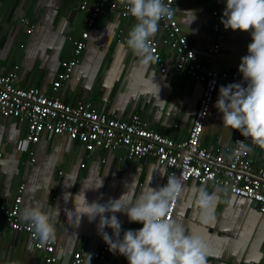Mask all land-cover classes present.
<instances>
[{
	"label": "crops",
	"instance_id": "1",
	"mask_svg": "<svg viewBox=\"0 0 264 264\" xmlns=\"http://www.w3.org/2000/svg\"><path fill=\"white\" fill-rule=\"evenodd\" d=\"M0 1V72L15 70L18 86L37 87L72 105L91 101L98 110L122 120L137 113L151 129L173 140L186 138L203 84L175 70V52L164 41L160 24L153 39L158 42L165 72L160 71L157 63L144 67L127 47V33L136 23L132 16L109 12L88 24L87 14L79 9L80 0ZM173 6L180 29L201 62L239 73L240 59L247 54L251 42L250 33L226 29L219 51L207 55L214 42V0H175ZM22 16L28 19L27 25L20 21ZM28 26L32 27L30 32L26 30ZM84 31L88 36L79 63L70 78L56 91L52 90L60 62L71 57L74 42ZM218 94L219 87L200 140L202 146L228 156L236 130L223 127L222 114L214 107ZM25 132V124L0 115V264H47L42 260V252L30 251L27 233L11 230L1 215V206L12 202L21 183L25 187L19 213L26 206L51 213L60 211L55 220L56 264H70L73 253L80 249L86 255L81 264H128L119 254L103 261L87 256L103 240L97 229L99 218L89 222L83 216L79 221L72 198L66 201L64 194L74 196L84 182L85 187L95 186L101 179L103 187L86 190L89 203L119 198L128 190L126 185L139 195L148 186H163L165 168L151 156L129 159L121 147L87 151L64 136L31 144L25 139ZM252 147V165L256 169L264 162V149ZM201 185H206L209 192L216 188L209 183L187 181L172 219L184 227L186 234L199 237L213 254L208 257V264H261L264 212L252 200L223 190L215 204L213 221L205 224L193 204L192 190ZM116 215L122 230L142 225L129 222L126 214ZM105 231L111 235L110 228Z\"/></svg>",
	"mask_w": 264,
	"mask_h": 264
},
{
	"label": "built area",
	"instance_id": "2",
	"mask_svg": "<svg viewBox=\"0 0 264 264\" xmlns=\"http://www.w3.org/2000/svg\"><path fill=\"white\" fill-rule=\"evenodd\" d=\"M165 2L174 9L175 0ZM225 5L226 0H214L211 10L214 42L206 51L207 55L217 53L220 41L224 38L226 29L221 23V16ZM79 9L87 14L88 24H93L97 17L109 12L131 17L116 0H80ZM20 21L28 24V19L23 16ZM159 24L165 34L164 41L175 52V70L182 71L203 84L198 107L186 138L173 140L151 129L146 120L137 113L132 114L129 120H122L98 110L91 101L72 105L46 94L37 87H20L16 83L17 73L13 69L5 73L0 72V115L14 117L25 124V139L31 144H37L43 139L50 140L53 136H64L71 142L76 141L87 151L100 148L112 151L121 147L129 159L151 156L163 166L166 171L163 185L167 182V176L172 174L179 178L181 190L189 180L209 183L225 192L252 200L258 205V209L264 212V162L254 169L251 151L228 158L237 148L235 142L245 139L240 132L236 130L228 148V156H224L219 150L202 146L200 140L216 89L220 85L241 82V74L203 64L199 54L191 47L187 35L181 31L175 15L170 21L161 20ZM31 29L32 27L28 26L26 30L30 32ZM87 36V31L82 32L80 38L74 42L71 57L60 62L61 68L52 82V90L56 91L63 81L70 78L86 46ZM151 46L158 57L160 71L165 72L166 67L159 54L157 40L152 39ZM246 143L252 146L251 140ZM24 187L23 183L19 184L12 202L1 206V215L11 230L27 233L30 251L42 252V260L45 263L56 264L55 242L40 244L30 225L20 218ZM178 198L179 196L169 209L170 219L175 212ZM140 227L142 225L138 228ZM117 255L108 250L104 240L87 254L89 258L99 261L116 258ZM262 256L261 264H264V247ZM85 258L86 255L81 249L76 250L70 264H81Z\"/></svg>",
	"mask_w": 264,
	"mask_h": 264
},
{
	"label": "clouds",
	"instance_id": "3",
	"mask_svg": "<svg viewBox=\"0 0 264 264\" xmlns=\"http://www.w3.org/2000/svg\"><path fill=\"white\" fill-rule=\"evenodd\" d=\"M119 4L136 21L127 33V47L144 67L157 63L152 39L159 30L160 21H170L175 10L165 0H119ZM221 23L225 29L251 35L247 54L241 57L238 65L241 82L220 85L214 104L222 114L223 127L229 131L238 130L245 138L235 142L237 148L228 157L231 159L252 151V146L264 149V0H226ZM248 140L252 146L246 143ZM101 187V179L95 186L85 187L84 182L83 188L74 196L72 193L64 195L66 201L72 198L74 214L79 221L83 216L89 222L99 218L98 232L111 253L124 256L128 264H208V257L213 254L200 238L186 234L181 224L169 218L171 204L181 194L177 176L168 175L166 184L156 188L148 186L139 195L126 185L128 190L119 198H109L106 203L95 200L89 203L86 190ZM192 191L199 219L205 224L212 222L215 204L223 189L216 187L209 192L206 185H201ZM116 213L126 214L129 222L141 223L142 227L122 230ZM59 215V209L51 213L34 206H26L20 211L21 220L30 225L42 245L55 242V220ZM106 227L112 230L111 235L105 231Z\"/></svg>",
	"mask_w": 264,
	"mask_h": 264
},
{
	"label": "bare ground",
	"instance_id": "4",
	"mask_svg": "<svg viewBox=\"0 0 264 264\" xmlns=\"http://www.w3.org/2000/svg\"><path fill=\"white\" fill-rule=\"evenodd\" d=\"M201 83V82H200Z\"/></svg>",
	"mask_w": 264,
	"mask_h": 264
}]
</instances>
